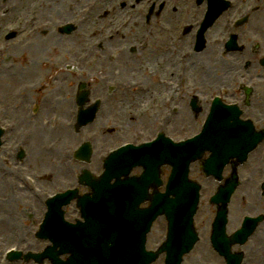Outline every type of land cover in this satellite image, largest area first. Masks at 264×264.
Here are the masks:
<instances>
[{
	"label": "flooded vegetation",
	"instance_id": "af4514ba",
	"mask_svg": "<svg viewBox=\"0 0 264 264\" xmlns=\"http://www.w3.org/2000/svg\"><path fill=\"white\" fill-rule=\"evenodd\" d=\"M236 1L240 3L246 18L237 33L239 49L230 53L223 74H199L191 80L183 81L184 86L195 88L196 93L202 97L199 100L200 106L198 105L201 110L195 120L185 122L188 115H184L185 105L179 103V113V109L172 110L174 102L170 96L171 102L166 105L165 113L167 130L193 134L199 128L197 124L202 123L207 113L209 103L206 96L210 89L225 88L227 91L223 97L236 99L237 92L232 91V77L241 70L255 83L241 116L251 120L256 130L264 132V66L260 62L264 57V0ZM204 2L205 0H75L65 3L63 0H25L17 15L7 21L23 40V47L18 50L25 63L18 72L11 70V75L24 77L26 81L33 80L32 92L43 103L38 115L73 118L76 109L66 107L68 103L62 107V100L72 99L71 80L67 79L68 76H59L61 79L57 83H60L56 85L55 81L59 77L53 75L54 80L47 81L45 72L51 75L60 70L59 63L76 61L78 51L69 53L68 46L74 39L81 38L87 41L88 46L96 41L103 46L101 54L95 49L89 55V69L100 70L115 79L121 77V69H132L126 68L127 65L134 68L137 66L149 70L153 75L159 74L162 85L173 87L178 82L174 73L180 71L183 49H188L189 44L195 43V32L200 14L204 11ZM39 3L43 5L40 6ZM123 9L129 11L121 12ZM69 25L73 26L72 31H61L63 26ZM208 46L212 50L219 49L214 45ZM79 51L82 53L83 49ZM170 58L173 63L167 65ZM61 82L64 84L61 85ZM89 87L94 95L102 91L100 86L89 84ZM63 94L66 95L61 99ZM186 95L189 96V90ZM176 113L183 121L180 129L175 126ZM27 114L28 106L23 101L7 104L2 111L3 116L15 120H24ZM156 124L157 119L153 128H156ZM15 139L16 136L12 134L8 142ZM6 160L11 164L16 162L12 152L7 153ZM28 162L29 160L26 165L21 162V171L17 172L19 180H23L24 173L29 174ZM240 168V174L245 173L248 179V197L260 195L261 183L264 182V138ZM57 176L53 174L48 183L55 184ZM18 179L9 200L16 198L21 205L25 203L30 206L32 194ZM38 184L39 194L34 206L43 214L46 209L43 195L47 183L42 181ZM24 198L28 199L27 202H24Z\"/></svg>",
	"mask_w": 264,
	"mask_h": 264
},
{
	"label": "water",
	"instance_id": "95a60500",
	"mask_svg": "<svg viewBox=\"0 0 264 264\" xmlns=\"http://www.w3.org/2000/svg\"><path fill=\"white\" fill-rule=\"evenodd\" d=\"M141 159L142 158L137 157L135 163H144ZM122 166V164L117 165L114 163V159H112L106 164V172L100 180L88 182V184L93 186L95 194L92 197H84L79 200L82 216L85 220L84 223H78L76 226L66 225L61 221L59 214H49L48 220L45 222V225L42 226L43 231L41 234L49 238L54 244V246L47 248L45 251V255L51 259L52 264H131L135 251V240L141 225L140 218H142V213L140 216V211L135 210L133 207L132 212L137 221L133 230L130 231L131 237L127 235L130 238L129 244L127 242L125 246L118 248L119 244L117 240H128L125 235L123 238L118 236L117 232L119 231L114 227V225H119V218L124 216V213L120 212L118 199L122 196V193H120L122 187L131 189L135 184L134 180L126 182L117 181L114 184L108 183L110 176L116 175V173L122 169ZM186 174V167L185 170H181V175H179L176 170L173 173L167 187V193L174 194L172 202L167 198V194H164L161 197H155L150 207V211H153L154 214H158L161 211L164 212L170 223L167 240L162 248L167 251V264H171V257L178 253L177 249L173 247L181 246L183 238V234L179 235L180 229L175 226V220L172 218L173 211L170 207H172V204H174V208L179 205L181 206V223L184 221L188 209L190 210L192 207V201L189 199L188 191H190V189H195V186L187 180ZM115 177H117V175ZM137 183L140 187L144 184L141 179L138 180ZM136 194L137 193H132L128 196L131 204L137 197ZM175 203L178 205H175ZM218 223L219 220L215 225L216 230ZM111 227L115 228L116 231L106 232L103 237H99V240L103 242H110V240L114 241L112 243L96 242L97 237ZM110 233L114 234L109 235ZM214 237L215 234L213 238ZM56 247L59 248L57 251H55ZM102 250L105 252L99 256ZM67 252L70 253V256L67 258L66 263H64L58 259V255ZM138 254L143 255L141 249H138ZM150 255L152 258L157 256V254H149V256ZM112 256L114 258L113 260H111Z\"/></svg>",
	"mask_w": 264,
	"mask_h": 264
},
{
	"label": "rangeland",
	"instance_id": "374dc122",
	"mask_svg": "<svg viewBox=\"0 0 264 264\" xmlns=\"http://www.w3.org/2000/svg\"><path fill=\"white\" fill-rule=\"evenodd\" d=\"M7 21L8 20H4L5 23H8ZM2 67L4 69V66H2ZM129 67H131L132 69H121L120 71H123L122 73H128L129 72L130 76H135L136 74H138L137 72L140 71L139 67H137V66L135 68L132 65H127L126 66V68H129ZM124 70H127V71H124ZM1 71H2V69L0 70V73H1ZM3 76H6V74H4V73L0 74V81H1V78ZM4 96H5V94L2 92V90H0V101L4 98ZM136 96L137 95H132V94L125 95V97L128 98L129 100H134ZM131 107H132V109H131V111L129 112V114L127 116H125V115H123V116L122 115L121 116L118 115L117 116L119 118V120L121 121V124L124 125V130H125L124 135L119 136V135L115 134L111 138L107 139L106 144L111 145V144H114V143H117V142L123 140V138H125V137L129 138L130 137V132L135 131V124L132 121L133 120L132 118L135 116V113H136V111L134 109L135 108V104H133ZM187 109H188V107H187V104H186V106H185V108L183 110L184 111V115L188 114ZM130 115H131V117H130ZM178 121L179 120L177 119V123H178ZM26 126H27V124H25L24 127H20L19 131L17 132V137L20 135L22 129H23V131H26V128H27ZM45 129H46V131L50 132L48 130V126ZM84 130L85 129L81 130L80 132H78L76 134L73 133V132H70L71 137H73V135H76V139L77 140L75 142H73V143H70V144L61 142V145H60L61 149L66 148V147H73V145L75 143H77V142L79 143L80 136L83 133H86V130L85 131ZM174 131L177 133V134H175L176 136L182 135L180 131H178V130H174ZM59 133L60 132L58 131V134ZM44 135H45V137L43 139V143H47L48 141H52L56 137L54 135L53 131H51L50 135H48V136H46L47 134L44 132ZM48 138H49V140H48ZM32 142H34V147L33 148H36L38 146L37 147V151H39L42 154V156H41L40 161H39V158L36 155L35 156L37 157V159H34L33 155H32L29 158V162L27 163L29 168L35 170L37 173L40 172V171H44V170H46V171L50 170L52 172L55 171V168L53 166L49 165L51 163V159H49V158H51V155L48 154V153H45L44 151H42L41 145L43 143L38 139V137L36 135H33L30 138V140H29V143H30L29 146L30 147H31V143ZM44 145H46V144H44ZM43 155L46 157V159L42 158ZM41 159L42 160H47L48 165L47 166L42 165ZM37 161H39V163H37ZM44 167H45V169H44ZM95 168H96V170L99 169V168H97L96 165H94V169ZM61 170H62L63 173H66L67 167L66 166H61ZM45 181L47 183L49 182L48 179H46ZM63 185H65V184H63ZM52 187H54V186L51 185L49 188H52ZM82 190H84V188H81V191ZM27 200H28L27 198H24V201H27ZM239 201L240 200H237L235 202L233 210L239 208V206H236V204ZM202 202H203V200H202ZM204 202H206L205 198H204ZM23 204L27 206V204H25V203H23ZM16 205H19V203L13 204L14 208H15ZM201 209H202V206L200 207L199 213H200ZM243 211H250V208L249 207H245L244 209L239 210L238 211V215L240 213H242ZM204 213H205V215H204V217H205V225L203 224L202 214H199V217L196 218V220L199 221V222L201 220V223H200L201 229L199 230L201 241L199 243H197L195 249L189 255H187L185 257L183 264H220L221 263V259L212 251V249H211V247L209 245L208 239H207L208 235H209V225H207V220H208V215H210L211 211L209 209L205 208L204 209ZM33 219H34L35 222L37 221V218L35 216L33 217ZM209 222H210V220H208V223ZM197 225L199 226L198 222H197ZM22 226H25V225L22 224ZM164 234H165V222H164V220L162 218H160L154 223V225L152 227V230H151L150 234L148 235L149 243H148L147 246L149 248H154L155 245L158 243V241H160L162 239ZM258 234H259V232H257L255 234V236L253 237V239H252L254 244L258 241ZM259 247L262 248V244H259ZM37 249L38 248L35 247V250H37ZM17 264H20V263H17ZM29 264H32V263H29ZM46 264H49V263L46 262ZM155 264H162V256L160 257V259ZM249 264H261V262H256L255 260H253Z\"/></svg>",
	"mask_w": 264,
	"mask_h": 264
},
{
	"label": "bare ground",
	"instance_id": "6f19581e",
	"mask_svg": "<svg viewBox=\"0 0 264 264\" xmlns=\"http://www.w3.org/2000/svg\"><path fill=\"white\" fill-rule=\"evenodd\" d=\"M40 2H41V0H40ZM39 5L42 6L43 4H42V3H39ZM127 11H129V10H128V9H123V10H121V12H127ZM0 33H1V28H0ZM206 48H207V47H206ZM207 49H209V48H207ZM170 60H171V61H170L167 65L173 63V59L170 58Z\"/></svg>",
	"mask_w": 264,
	"mask_h": 264
}]
</instances>
